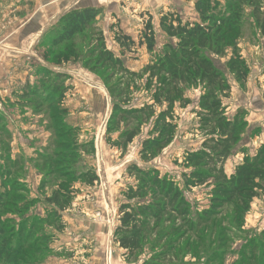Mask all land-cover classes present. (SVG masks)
Returning <instances> with one entry per match:
<instances>
[{
    "label": "rangeland",
    "instance_id": "1",
    "mask_svg": "<svg viewBox=\"0 0 264 264\" xmlns=\"http://www.w3.org/2000/svg\"><path fill=\"white\" fill-rule=\"evenodd\" d=\"M218 1L223 5L224 0ZM195 2L0 0V195L10 191V187L26 202L32 201L27 213L15 208L11 209L12 214L10 210L0 212V222L8 220L15 232L21 223L27 227L34 224L31 239L43 242L29 252L33 259L30 264H143L159 253L147 247L132 263L114 239L120 225L119 207L128 203L124 193L136 185L128 174L133 164L142 170H156L183 194L195 229L189 241L190 254L181 255L179 264L238 262L239 245L241 248L247 240L264 234V193L253 199L248 212L238 221L232 205L225 206L216 217L205 215L211 210L212 185H184V177L189 178L194 170L185 167L184 158L187 153L200 150L204 140L196 114L201 87H189L184 92L187 106L181 107L176 101L171 112L176 125L173 142L158 157L144 163L140 158L141 144L149 137L154 118L141 126L131 144L116 146L123 141L125 126L108 133L107 125L117 100L111 98L103 79L85 66L86 56L101 34L105 47L124 61L128 72L138 75L123 76L121 83L117 75L107 84H116L118 93L127 91L126 109L152 104L157 82L145 68L152 65L165 44L160 20L174 13L182 22H198ZM83 8L98 9V17L83 34L53 45L68 14ZM262 10L264 15V2ZM243 11L239 30L224 38L229 45L216 48L222 54L208 55L222 68L230 88L227 98L222 99L225 116L229 120L238 117L245 123L236 148L223 164L229 177L245 157L251 158L264 145V39L252 10L246 6ZM147 21L155 33L157 48L153 53L144 46L123 49L115 42V37L122 34L137 45ZM233 49L246 64L244 82H238L235 74L226 69ZM55 76L59 78L53 82ZM166 107L164 103L154 109L159 113ZM75 141L80 150L74 160L75 169L78 173L93 172L99 181L88 187L74 183L71 206L66 211H56L46 200L56 189L47 174L54 170V156L61 146L71 147ZM15 241L13 238L11 245L15 246ZM37 250L43 252L36 254ZM23 253L22 250L20 255ZM20 255L16 256L17 264H28L21 262L24 260ZM0 264L9 263L1 259Z\"/></svg>",
    "mask_w": 264,
    "mask_h": 264
},
{
    "label": "trees",
    "instance_id": "2",
    "mask_svg": "<svg viewBox=\"0 0 264 264\" xmlns=\"http://www.w3.org/2000/svg\"><path fill=\"white\" fill-rule=\"evenodd\" d=\"M263 2L264 0H224L222 5L218 0H196L194 11L199 21L194 23L182 22L174 13L162 16L159 25L166 37L165 44L154 57L152 65L145 68L157 82L151 95L152 104L126 109L127 91L118 93L115 91L116 84H107V81L117 75H120L119 83L123 82V76L138 75L128 72L124 61L105 47L101 34H98L94 42L96 46L88 52L85 59V66L103 79L111 98L117 100L107 125L108 133H114L122 125L125 126V131L121 133L123 141L117 142L116 146L124 148L131 144L138 136L141 126L154 118L148 132L149 137L141 144L140 158L144 163L158 157L173 142L176 125L171 112L176 101L181 107L187 106L189 102L184 99V92L189 87H201L199 111L196 114L200 125L198 131H201L204 140L200 150L189 152L184 158L185 167L194 169L189 178L184 177V185L186 188L213 186L211 210L205 213L207 217H216L225 206L232 205L235 208V218L241 221L240 218L248 212L253 199L264 193V145L251 158L245 157L243 164L237 166L232 176L229 177L224 172L223 164L236 148L245 123L238 117L229 120L225 116L222 99L227 98L230 88L222 68L208 56L221 55L222 50L216 49L218 45L221 48L229 45L224 38L239 30L243 8L246 6L252 10L255 24L264 39ZM98 12V9L83 8L68 14L67 22L55 37L53 45L69 42L74 36L83 34L98 17ZM143 29L137 45L132 38L122 34L115 37V42L123 49L144 46L147 52L153 53L157 44L151 22L147 21ZM232 56L226 63V69L235 74L238 82H244L248 72L246 64L234 49ZM58 78L59 76H55L53 82ZM164 103L167 104L166 109L156 113L154 107H160ZM76 143L75 141L71 147L61 146L62 149L54 156L55 168L47 174L56 183V189L46 200L56 211H66L71 206L74 183L80 182L88 187L99 181L93 172L78 173L75 169L74 160L80 151ZM93 151L91 149L90 153L93 154ZM128 174L135 179L136 185L126 189L124 194L128 203L119 207L120 225L114 232L118 248L128 254L127 259H131L132 263L137 262L148 247L159 253L143 264H179L181 255L190 254L189 241L195 229L182 192L167 177H160L154 169L146 171L133 164L128 169ZM44 183L48 184V181ZM9 189L7 193L0 195V212L10 210L9 214H12L11 209L15 208L18 212L27 213V206L32 201L26 202L15 189ZM135 200L132 205L130 202ZM19 203H23V206L18 207ZM9 223L8 220L0 222V260L17 264L19 261L16 256L23 250L24 253L20 256H23L24 261L21 262L30 264L33 259L29 252L39 247L38 244L43 241L31 239L33 223L30 227L21 223L16 232ZM213 228H217V225L214 224ZM13 238H16L15 246L11 245ZM185 238L187 239L181 245ZM240 246V260L232 264H264V234L255 236L241 248ZM42 252L40 250L36 254Z\"/></svg>",
    "mask_w": 264,
    "mask_h": 264
}]
</instances>
